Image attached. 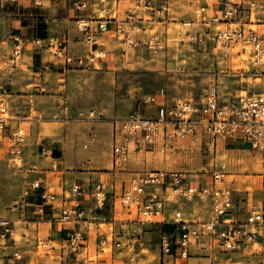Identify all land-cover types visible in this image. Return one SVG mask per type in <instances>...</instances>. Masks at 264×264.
Masks as SVG:
<instances>
[{"label": "built area", "instance_id": "1", "mask_svg": "<svg viewBox=\"0 0 264 264\" xmlns=\"http://www.w3.org/2000/svg\"><path fill=\"white\" fill-rule=\"evenodd\" d=\"M94 1L74 2L79 15L89 11L94 4L100 7L96 17L88 19L79 16L76 19L77 30L84 35V43L88 49L85 58L69 57L66 40L58 37H34L30 42L34 50L45 52L49 61L62 65L77 63L98 69L101 61L107 57V52L101 49L103 43L100 42L99 35L109 34L125 54L141 49L157 53L164 49L165 45L157 33H148L143 40L137 36L144 31L142 22H161L169 17L172 11L171 0ZM190 1L195 6L194 14L201 18L198 22L208 29L205 34L196 33L190 38L195 45L208 48L211 43L223 58H229L237 48H240L241 54L244 53V46L247 45L255 65L262 63L264 22L260 24L262 33L252 28L250 23L238 20L241 8L247 5L249 9H255L257 6L254 2L226 0L223 8L214 14L208 5H201L200 0ZM109 3L112 4L111 7H108ZM212 27L213 34L209 37ZM12 41L11 55L0 60V71L7 76L14 73L28 46V40L20 35H14ZM260 80L263 85L261 92H245L244 95H237L224 103H220L216 85L209 87L199 100L187 94L168 101L164 89H160L155 95L144 94L141 105L156 106L157 113L148 117L137 110L125 119L114 121V166L121 168L128 162L130 143L133 140H142L146 145L154 146L157 138L162 137L165 140L164 147L172 148L167 142L184 141L198 131H202L207 137L210 150L215 149L218 140H223L241 142L251 151L264 156V72L261 73ZM103 117L104 113L99 110L90 111L86 115L79 113V119L89 122L100 121ZM10 120L8 96L0 89V149L3 147L10 161L20 168L27 133L22 127L7 133ZM226 176L224 165L210 175H195L194 178L183 171L159 170L135 174L124 184L117 197L119 205L116 202L112 205L114 220L123 224L134 218L141 226H170V233L161 229L160 248L163 258H171L175 264L185 263L194 250L204 252L209 264H216L218 253H232L245 246L248 251H261L264 254V207L256 205L246 213L239 214L232 189L224 185ZM38 191L41 199V204L37 207L39 214H44L46 210L54 212L60 204L59 222L70 226L64 230L63 238L67 253L77 254L85 247L87 236L91 233L98 237L102 253L112 246H122L121 242L112 243L111 236L100 232L101 227H98L96 220L85 217L80 204V199L88 195L95 212L105 211L108 207L105 184L97 183L89 187L75 184L66 191L62 199H58L42 182L36 181L24 190L22 200ZM189 205H198L200 209V215L192 220L185 211ZM8 240L16 242L14 224L10 219L0 218V246H5ZM143 245L142 238L135 236L125 248L135 252L136 247L143 249ZM37 248L49 251L53 246L49 241L38 239ZM199 255L193 258L201 257ZM11 260L14 264H26L19 251L13 254ZM130 261L134 263L135 259L130 258Z\"/></svg>", "mask_w": 264, "mask_h": 264}, {"label": "crops", "instance_id": "2", "mask_svg": "<svg viewBox=\"0 0 264 264\" xmlns=\"http://www.w3.org/2000/svg\"><path fill=\"white\" fill-rule=\"evenodd\" d=\"M75 1L76 0H15L13 2L0 0V60L8 58L12 53V40L14 35H11L10 32V21L18 22V35L28 40V46L31 45L30 42L34 37L49 36L63 38L68 44L69 57L73 59L85 58L88 49L84 43V35L77 30L76 19L79 16L92 19L98 15L100 7L97 4H94L89 11L79 15L74 8ZM89 1L90 3L95 2L94 0ZM171 1L172 11L169 17L161 22H142L141 26L144 28V31L137 36L138 39L143 40L147 38L148 33H150L153 28L152 26L158 24L165 26V32L163 34L165 36L159 35L160 39L162 40L163 37L164 41L168 36V29L166 30V27L168 28L171 24L169 23L171 21L170 16L174 14V11L178 9V7H189L193 13L195 11V6L190 0ZM37 3L40 5H37ZM111 5L112 4L109 3L108 7H111ZM201 5H205V3L201 2ZM222 8L223 6H218L216 8L214 6L211 10L212 13L215 14ZM249 25L251 27L257 26L253 24ZM94 26L96 28V25ZM213 30L214 28L212 27L209 37L213 34ZM205 32H208L206 27L203 31H197L196 33L205 34ZM99 39L101 40L100 42L103 43V48L101 49L107 52V57L106 60L101 61L98 69H104V67H106L108 71H111L112 69L116 71L117 68L112 67L111 63L114 61L113 57L116 56L120 49L119 44L109 34L99 35ZM28 46L26 47L20 62L25 60L30 63L29 65H31L32 68L31 80L20 83V89H24V93L19 96H12V89L15 83H9V85L5 86L9 89L7 93L9 99H13L12 101L14 102L18 100L24 104H30L32 99H36L37 101L40 98L46 97V95L43 96L41 93L49 90L51 92L49 97L59 101L64 98V93L60 90L61 88H65V90L73 89L72 100H70L72 104L78 103L83 98L90 99V103L88 104V108L72 107L70 108L71 112H87L92 109H97L104 113V117L97 122L88 121L77 125H73L70 122L66 123L61 132H58V127L44 125L42 127V132L44 135H47L45 137L41 136L42 133L39 127L36 134L37 139H35V144L26 150L28 145L27 138V144L24 148L23 154V163L20 168L24 166V169L27 170L28 174H23L22 171L19 174L18 180L25 185L23 192L32 183L40 181L43 183L44 187L55 194L58 199H62L66 191L75 184L85 187L97 183L105 184L108 191V207L105 211L95 212L93 210L92 200L88 195H85L80 199V204L86 218L96 220L98 227L106 226V230L103 232L102 229H99L100 232L106 233L108 237L111 236L110 239H112V243H122L120 248L110 246L111 256H115L116 252H119V254L115 256L114 261L112 260L111 264L132 263L130 258H134L136 261V256L143 253L145 250H148L147 245L150 241L146 237L150 234V231L146 230L148 228H144L138 224L134 218L130 222L123 224L122 222L115 221L112 208V205L113 203L115 204V202L117 203V206L119 205L117 197L121 194L124 184L127 183L133 175L153 171V167L150 166V163L146 160L147 154H158L164 157L171 153V155H173L175 154V150H186L191 148L190 146L197 137H200L201 142L204 140V146L209 152L215 151L217 155L219 150L236 152V156H238V153H245L244 155H246V152H253L248 146L243 145L241 142L233 143L232 141L223 140H218L215 149L210 150L207 137L202 131H198L193 137L184 141L175 140L172 143L167 142L169 147L173 146L172 148L164 147L165 140H163L162 137L157 138L154 146H148L142 140H133L130 143L128 162L121 168L115 167L112 156L114 121L128 116L137 110H140L145 116L153 117L157 113V107L142 106L141 98L144 94L136 91L129 92L130 95L125 99H114L113 97L111 99V96H108L102 81L83 82L81 80H75V78L84 77L87 73L93 74V77H99L103 72H100L98 69H95V71L79 69L77 63L62 65L58 62L49 61L45 57V52L39 53L34 50L32 45L31 49H28ZM207 49L215 51L217 57L219 56L223 58L219 52L213 49L211 43ZM19 67L20 63L16 67L14 73L17 72ZM152 71L160 70L159 68H154ZM0 74L5 76L1 71ZM97 86H99V89H96ZM108 100H111L110 109L107 107L109 105ZM10 101L11 100H9V102ZM220 103L224 102L220 101ZM9 117L11 120L9 121L7 133L17 127L24 128L23 125L28 124L27 120L30 118L28 116L14 117L16 119H13L10 115V111ZM38 143L40 147L43 146L41 153L38 152ZM2 149L4 148L1 147L0 150ZM34 153H36L38 157H32V154ZM53 153L57 155L54 156ZM259 155L264 157L261 154ZM10 163L15 167L11 161ZM229 163V169L231 168L230 172L233 173L227 171L224 185L232 189L234 193V202L240 212L239 214H244L249 208L257 205L255 202L251 203L250 199L246 198V192L240 194L236 191L237 189L246 190V183L248 182V180H246V175L234 174L235 171L242 172L246 168V163L238 164V162L233 163L231 161ZM157 166L158 170L155 171H178L165 169L168 168L167 162L165 161L161 164H157ZM0 168L2 167L0 166ZM261 171L262 170L260 169L259 172ZM230 178L234 179L230 180ZM253 178L263 179L264 177L254 176ZM250 181L253 183L254 180ZM38 193L39 191L33 192V194L26 199L29 203L24 202L21 207L23 208L24 206H27L35 208L34 212L31 214L37 215L34 219H31L30 216H28L29 211H19L18 209H14L16 212H13V210L6 211L3 205H0V207L2 206V208H0V218L12 220L16 238V242L8 240L5 246H0L1 264H14L11 258L17 251L23 254L26 264H78L79 262L88 264V262L94 263L98 260L103 253L98 246L99 239L94 233L87 236L85 247L81 248L77 254L67 253L64 249L63 238L65 235L64 230L70 228V226L59 222L61 213L60 204L57 205V209L54 212L46 210L44 214H39L37 207L41 204V199L39 198ZM260 197L264 198V194L260 195ZM1 199L0 195V201ZM185 211L190 220L200 215L198 205H189L185 208ZM125 212L126 210H124V213ZM204 215L205 214H203V216ZM161 227L162 226L159 224H151L149 228L159 229L161 233ZM135 236H140L144 245L143 249L136 247L135 252H133L125 248V245ZM17 238L19 239L17 240ZM38 239L49 241L53 246L49 251L56 253V256L50 257L47 255L39 257L37 253ZM232 253L246 255V246L239 251ZM189 260H191V258ZM192 260L197 262L207 261L206 258L203 259L201 257Z\"/></svg>", "mask_w": 264, "mask_h": 264}, {"label": "rangeland", "instance_id": "3", "mask_svg": "<svg viewBox=\"0 0 264 264\" xmlns=\"http://www.w3.org/2000/svg\"><path fill=\"white\" fill-rule=\"evenodd\" d=\"M246 2H254L256 4L255 9H249L247 5L241 8V12L238 15V20L253 25L252 28L259 30L263 33V29L260 26L264 22V0H245ZM208 5L210 10L215 6H223L226 0H200ZM171 23L168 29V36L166 40L162 37V42L165 47L163 50L157 53H150L146 50L129 51L126 54L121 49L117 52L116 56L113 57L114 61L111 63L112 67H116L117 70L108 71L106 67L104 69H98L103 72L98 77H93L91 73H87L84 77L75 78V80L81 81H102L104 88H106L108 96L114 99H125L129 92H139L142 94H157L160 89H164L167 94V100L171 101L173 98L178 96H185L191 94L195 100H199L207 89L213 85H216L220 101L227 102L229 99L237 95H244L245 92H261L263 85L259 77L264 72V63L255 65L252 52L247 49V55L241 54L240 48L235 49L229 58H221L215 55V51L205 49L201 46H196L191 37L195 35L197 31H203L204 26L198 20L197 17L189 7H178L171 16ZM18 20V19H16ZM10 32L11 35H18L19 29H17V21H10ZM1 26V20H0ZM150 33H157L163 35L165 30L164 25L152 26ZM183 40V42H182ZM31 45L28 49H31ZM114 48V47H113ZM115 51V49H114ZM20 67L16 73L7 76L0 74V89L5 91L7 94L9 89L5 86L9 83H15L12 89V96H19L24 93V89H20L21 82L29 81L32 77V68L30 63L23 60L19 62ZM28 63V64H27ZM73 64V63H72ZM79 69H86L95 71L91 66L78 65ZM154 68H159L160 71H152ZM96 70V71H98ZM74 81V78H73ZM99 89V86L96 87ZM61 92L64 93L63 99L57 101L51 99L49 96L51 92L46 90L41 94L46 97L32 99L30 104L22 103L18 100L15 102L13 99H9V111L13 119L14 117H30L27 120L28 124L23 125L26 129L28 145L27 149L35 144L37 131L40 127L41 136L45 137L42 132L44 125H50L58 127L61 132L66 123H72L73 125L82 124L88 122L87 120L79 119V113L88 114L90 111H74L71 112L70 108L74 107H85L88 108L90 99H82L78 103L72 104L73 89L61 88ZM39 95V94H38ZM8 96V95H7ZM69 96V97H68ZM48 97V98H47ZM69 99H68V98ZM111 100H108V108L110 109ZM112 107V106H111ZM97 110V109H96ZM128 115V114H127ZM129 116V115H128ZM119 118L122 120L127 118ZM26 122V121H24ZM45 145V144H44ZM204 140L201 142L200 137H197L191 148L175 150V154H168L165 157L158 154H147L146 160L152 166V170H158L157 164L167 162L169 170H178L188 173L191 178L195 175H210L214 171L218 170L221 165L226 167V172H230L229 162L233 163H246V168L242 171H235V175H246V190L237 189L236 191L240 194L246 192V198L250 199L251 203L255 202L257 205L264 206V198L260 195L264 194V178H253L254 176L264 177V157L254 152L238 153L226 152L219 150L218 155L215 151L209 152L204 146ZM39 151L41 149L38 143ZM54 154V153H53ZM52 154V155H53ZM241 154V155H240ZM57 154H54L56 156ZM32 157H38L36 153L32 154ZM46 157V156H43ZM5 149L0 150V195L2 204L6 211L10 210L13 212L14 209L29 211L28 216L31 219L36 218V214L31 215L35 208L24 206L22 200L23 196V185L18 180L19 174L23 171V174H28L27 170L22 168L14 167L10 161ZM260 169L262 170L261 172ZM233 171V170H232ZM234 178H230L232 180ZM27 180V179H26ZM250 180H254L253 183ZM257 180V181H256ZM263 180V181H262ZM263 182V183H261ZM2 208V206L0 207ZM33 217V218H32ZM151 224L144 225L147 231H150L146 237L150 240L147 245V249L143 253L136 256L135 263L127 264H175L171 258H163L160 248V231L159 229H150ZM102 231L106 230V226H101ZM19 238H17L18 240ZM259 250V249H258ZM37 253L40 256L55 257L56 253L51 251L47 252L42 249H38ZM119 252H116L117 256ZM200 254L205 259L204 252L192 251L191 260H187L185 263L178 262V264H209V261L197 262L193 257ZM115 256H111L110 249L104 251L100 255L99 259L94 263L88 262V264H111L114 261ZM216 264H264V254L261 251L251 252L246 250V255L229 253V254H218L216 255ZM231 259V260H229ZM78 264H83L79 262Z\"/></svg>", "mask_w": 264, "mask_h": 264}, {"label": "trees", "instance_id": "4", "mask_svg": "<svg viewBox=\"0 0 264 264\" xmlns=\"http://www.w3.org/2000/svg\"><path fill=\"white\" fill-rule=\"evenodd\" d=\"M39 38L45 39L46 36L45 37L42 36V37H39ZM161 229H162L163 232H166V233H170L172 231V228L170 226H163V227H161Z\"/></svg>", "mask_w": 264, "mask_h": 264}, {"label": "bare ground", "instance_id": "5", "mask_svg": "<svg viewBox=\"0 0 264 264\" xmlns=\"http://www.w3.org/2000/svg\"><path fill=\"white\" fill-rule=\"evenodd\" d=\"M244 48H245V52L243 53L242 57H243V56H246V55H247V49H250L247 45L244 46ZM262 62L264 63V58H263ZM263 63H262V64H263ZM256 181H257V180H256Z\"/></svg>", "mask_w": 264, "mask_h": 264}]
</instances>
